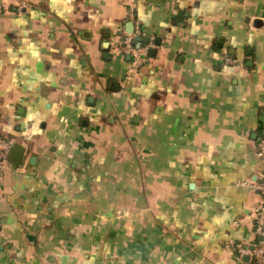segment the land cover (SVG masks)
<instances>
[{"label":"crops","instance_id":"1","mask_svg":"<svg viewBox=\"0 0 264 264\" xmlns=\"http://www.w3.org/2000/svg\"><path fill=\"white\" fill-rule=\"evenodd\" d=\"M0 2V264H250L264 0Z\"/></svg>","mask_w":264,"mask_h":264},{"label":"built area","instance_id":"2","mask_svg":"<svg viewBox=\"0 0 264 264\" xmlns=\"http://www.w3.org/2000/svg\"><path fill=\"white\" fill-rule=\"evenodd\" d=\"M5 6L0 2V13ZM26 10L25 5L17 7L16 12L21 14ZM114 50L118 53H124L132 57L129 74L135 72L144 62V48L135 47L133 37L128 36L122 43L114 44ZM228 64H234L235 61L226 60ZM10 149V143L0 138V181L2 180L4 169L8 166L7 155ZM256 157L264 163V133L257 143ZM250 190L256 192L260 196L259 203L251 209L253 217V239L249 243H244L229 239L225 241V248L232 252L238 260L247 258L250 264H264V175H260L258 181L248 183Z\"/></svg>","mask_w":264,"mask_h":264},{"label":"water","instance_id":"3","mask_svg":"<svg viewBox=\"0 0 264 264\" xmlns=\"http://www.w3.org/2000/svg\"><path fill=\"white\" fill-rule=\"evenodd\" d=\"M15 150H16V145H13L12 147L10 146V149H9V152H8V155H7V162L9 163V164H11L12 166H18V165H20L21 164V157H20V160L19 159H14V158H16L15 156H14V152H15Z\"/></svg>","mask_w":264,"mask_h":264}]
</instances>
